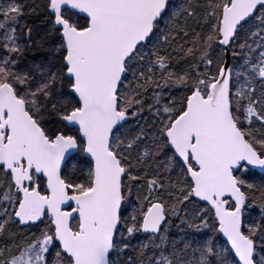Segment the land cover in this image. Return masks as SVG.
Returning a JSON list of instances; mask_svg holds the SVG:
<instances>
[{"label": "snow or ice", "instance_id": "1", "mask_svg": "<svg viewBox=\"0 0 264 264\" xmlns=\"http://www.w3.org/2000/svg\"><path fill=\"white\" fill-rule=\"evenodd\" d=\"M0 264H264V0H0Z\"/></svg>", "mask_w": 264, "mask_h": 264}]
</instances>
